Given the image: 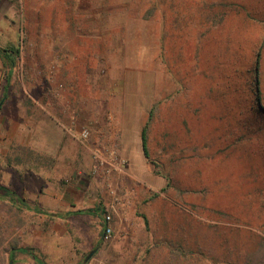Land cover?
<instances>
[{"label":"rangeland","instance_id":"1","mask_svg":"<svg viewBox=\"0 0 264 264\" xmlns=\"http://www.w3.org/2000/svg\"><path fill=\"white\" fill-rule=\"evenodd\" d=\"M0 42L17 52L0 58V186L13 193L0 191V264L19 249L41 264H264V0H0ZM33 104L58 109L68 150L93 108L141 115L147 166L167 183L151 199L146 182L147 224L140 203L131 219L120 206L104 241L94 213L61 222L28 206L49 182ZM89 163L57 196L80 202L85 180L114 190L116 171Z\"/></svg>","mask_w":264,"mask_h":264},{"label":"crops","instance_id":"2","mask_svg":"<svg viewBox=\"0 0 264 264\" xmlns=\"http://www.w3.org/2000/svg\"><path fill=\"white\" fill-rule=\"evenodd\" d=\"M30 111L33 112L34 117L32 118L37 122L34 129L32 128V138H30V141H33L31 143L32 148L40 156H45L47 158V177L49 182L45 190L43 189V192L41 191L42 186H39L36 195L30 198L31 202H28V206L34 208L35 204L38 203V205L46 207L48 215H50L48 217L66 222L78 214H87L89 216L94 213L96 217L99 216L101 218L106 210L111 211L112 214L119 215L121 212L119 211L120 206L123 207L122 209L125 217L127 216L131 219V216L135 217L138 214L137 212H132L130 208L134 207L135 203L138 202L142 207V210L139 211V216H142L145 224L146 182H149V188L152 193H154L151 199L158 196L157 194H159V191H163V189L167 187V183L164 175L152 173L147 166L148 164L144 155L141 139V115H138L136 112L131 114L128 118V116H126L127 113H124L125 115L123 113L119 114L112 109L108 120L105 121L101 116L96 114L97 112L93 108L92 111L95 116L92 115V117L96 118L99 122L96 121L95 124H89L92 136L89 139L90 141L79 142L76 140L78 145L75 147L77 149H74V151L68 150L70 138L68 137V132L64 129V125H60L56 122L59 115L57 108L51 107L47 109V113L44 114L39 104H33ZM43 118H45L44 123L43 121H39ZM101 143L102 146L107 143L104 146L114 148L116 154L127 161L126 169L123 170V172L117 171L116 176H114L112 180L115 184L114 191L119 193L121 205L111 208L113 203L112 196H109V194L106 195L104 190H101L100 187H96V185H98L97 182L90 183V181L87 182L86 180L80 189V196H83V198H80V202L71 200L73 196L68 189L62 190L57 196L55 187L56 182L64 180V177L83 167L84 169L89 168L90 163L88 164V160L90 148L101 146ZM43 144L46 145V150L40 148ZM39 145L41 146L39 147ZM71 148H73V146ZM41 169L42 167L40 166L36 168L38 175L43 174V172L40 171ZM161 177L165 181V186H161L162 190L157 191V189H160V187L158 188L157 186L163 183L159 180ZM40 196H44L45 198L41 199ZM23 201L27 206L25 200ZM92 208L94 210H92ZM64 232L65 231H63V233ZM99 239L101 240V235H99ZM92 248L93 249L89 251L88 255L93 254L96 250V247ZM20 255L22 256L18 258V261H20L18 264H33L30 263V261L33 260L37 264H41L39 261L40 257L32 250H29V252L25 254L20 252Z\"/></svg>","mask_w":264,"mask_h":264},{"label":"built area","instance_id":"3","mask_svg":"<svg viewBox=\"0 0 264 264\" xmlns=\"http://www.w3.org/2000/svg\"><path fill=\"white\" fill-rule=\"evenodd\" d=\"M73 137L79 142H87L91 137V131L88 126H82L79 131L73 133ZM91 158L94 161L92 166V174L97 175L100 172L108 173L109 171H119L123 172L127 162L125 159L120 158L114 148L109 146H103L98 148H93L90 150ZM110 196H112V206H120L121 200L118 195H116L114 190H110ZM112 221V213L106 210L102 214V239L108 241L111 238L112 228L110 226Z\"/></svg>","mask_w":264,"mask_h":264},{"label":"trees","instance_id":"4","mask_svg":"<svg viewBox=\"0 0 264 264\" xmlns=\"http://www.w3.org/2000/svg\"><path fill=\"white\" fill-rule=\"evenodd\" d=\"M12 49V47H10V48H6V49H1L0 48V58L3 60H6V61H9L10 63H12L13 64V60H12V58H11V56H12V54H17V52L15 51V52H13V50H11ZM257 82V81H256ZM257 84V83H256ZM254 91L257 93L258 92V86L256 85L255 87H254ZM256 102H255V106H257V109H256V111L260 114V115H262L263 113H264V108H263V106L261 105V103H260V100L259 99H257V100H255ZM141 139H142V146H143V151H144V155H145V157H146V160L147 161H149V152H148V147H147V131H146V129L144 128V129H142V132H141ZM168 183H169V181H168ZM0 191H2L3 192V194H6V195H13V193L9 190V189H7V188H5V187H3V186H0ZM145 224H147V221L145 222ZM14 250L15 249H11L10 251H9V258H11L12 257V254H13V252H14ZM19 252H22V253H27V252H29V249H19L18 250ZM11 262V261H10Z\"/></svg>","mask_w":264,"mask_h":264},{"label":"water","instance_id":"5","mask_svg":"<svg viewBox=\"0 0 264 264\" xmlns=\"http://www.w3.org/2000/svg\"><path fill=\"white\" fill-rule=\"evenodd\" d=\"M92 254H89L87 258H89ZM9 264H12V262H9Z\"/></svg>","mask_w":264,"mask_h":264}]
</instances>
